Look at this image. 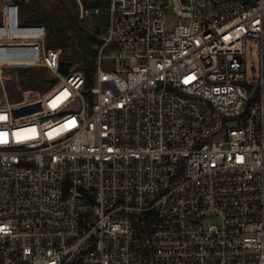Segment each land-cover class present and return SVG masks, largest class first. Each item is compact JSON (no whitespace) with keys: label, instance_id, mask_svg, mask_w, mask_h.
Listing matches in <instances>:
<instances>
[{"label":"built area","instance_id":"built-area-1","mask_svg":"<svg viewBox=\"0 0 264 264\" xmlns=\"http://www.w3.org/2000/svg\"><path fill=\"white\" fill-rule=\"evenodd\" d=\"M104 1L88 89L0 0V264H264V0ZM36 68L57 86L11 104Z\"/></svg>","mask_w":264,"mask_h":264},{"label":"trees","instance_id":"trees-1","mask_svg":"<svg viewBox=\"0 0 264 264\" xmlns=\"http://www.w3.org/2000/svg\"><path fill=\"white\" fill-rule=\"evenodd\" d=\"M18 4L21 11V23L45 27L47 31V47L61 48L64 52L71 50L70 63H60V73L68 75L74 65H79L87 77V88L93 83L95 74L96 60L98 51L96 48L102 46V38L105 35L109 25L108 2L104 0H83L85 11L93 12L99 10V14L91 22L90 29L77 24L78 14L74 8H69L64 0H55L59 15L41 13L37 16V8L33 5L26 4L25 0H13ZM71 3L76 6L74 1ZM73 9V10H72ZM94 15V14H93ZM62 22L65 24L63 25ZM49 72L40 70L38 73L26 71L20 72L22 86L26 91L31 87L28 83H43L47 79ZM57 80H52L51 84Z\"/></svg>","mask_w":264,"mask_h":264},{"label":"rangeland","instance_id":"rangeland-1","mask_svg":"<svg viewBox=\"0 0 264 264\" xmlns=\"http://www.w3.org/2000/svg\"><path fill=\"white\" fill-rule=\"evenodd\" d=\"M69 8H74V11L77 12V24L80 26H84L90 29L91 22L97 15H92L91 12L88 14H81V10L77 0H64ZM71 1L76 3L74 6ZM83 0H80L82 3ZM25 3L33 5V8H37V16L41 13L44 14H54L59 15V9L57 8V3L55 0H25ZM73 10V9H72ZM177 17L174 13L170 12L168 14V23L169 30H172L177 25ZM64 25L65 23L62 22ZM63 50V49H62ZM71 50L64 52L62 54L61 63L69 64L70 63V55ZM245 65L248 70V76L251 78L253 76V68L258 67V43L255 40H249L247 42V50L244 56ZM39 68L30 69V70H17V71H8L5 75L10 78L6 85V92L9 97L11 104L23 103L27 100L42 98L52 89L57 86V82L51 84L52 80H56L55 77L51 74L47 75L46 81L43 83H28V86L32 89L30 91H26V88L22 86V79L20 77V72L26 71L28 73L35 72L38 73ZM4 104V94L2 92V88L0 87V107Z\"/></svg>","mask_w":264,"mask_h":264}]
</instances>
